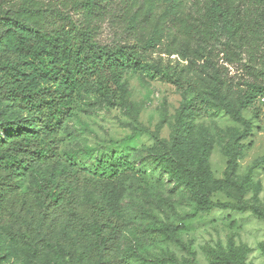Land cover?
<instances>
[{
    "label": "trees",
    "instance_id": "16d2710c",
    "mask_svg": "<svg viewBox=\"0 0 264 264\" xmlns=\"http://www.w3.org/2000/svg\"><path fill=\"white\" fill-rule=\"evenodd\" d=\"M105 22L117 31L116 42L99 41ZM262 42L264 0H0V104L22 115L0 116V233L28 243L39 228L36 253H66L78 264L129 263L131 256L120 251L123 209L112 192L122 176L146 182L143 171L124 152L111 151L89 167L69 153L63 161L60 150L74 94L119 88L124 70L174 84L182 96L171 140L149 156L152 166L188 190L195 210H246L242 199L235 204L211 200L212 143L195 135L194 117L220 108L242 126L227 149L234 165L239 142L251 128L242 111L257 95L264 96V79L251 67L253 80L238 91L237 101L217 63L253 56ZM206 69L212 71L211 99H200L191 95L189 75ZM261 164L264 156L256 162ZM40 166L52 167L49 177L21 191L19 178ZM251 211L264 220V208ZM172 229L148 223L132 231L140 264L156 262L144 261L137 249Z\"/></svg>",
    "mask_w": 264,
    "mask_h": 264
},
{
    "label": "rangeland",
    "instance_id": "374dc122",
    "mask_svg": "<svg viewBox=\"0 0 264 264\" xmlns=\"http://www.w3.org/2000/svg\"><path fill=\"white\" fill-rule=\"evenodd\" d=\"M98 34L102 43L119 39L108 22L102 24ZM217 65L220 77L238 101L241 97L238 91L253 80L248 73L251 67L264 79V42L253 56L244 54L232 64L218 59ZM206 72L189 75L193 82L191 95L200 99H211L212 71ZM260 96L242 111L251 128L249 135L239 142L234 165L227 149L242 126L220 108L194 117L195 135L212 143L208 156L211 200L235 204L242 199L247 205L244 211L232 208L203 211L195 210L187 189L168 181L166 174L149 161L151 154L160 153L170 142L175 128L182 96L174 84L146 72L124 70L119 88L80 90L74 94L72 115L60 134L63 161L69 153L90 167L96 158L111 151L124 152L146 179L140 182L122 176L116 180L112 192L123 209L126 227L120 251L131 256L128 264H140L133 255L135 248L130 235L148 223L171 224L173 229L167 237L137 249L146 262L172 264L170 259L174 258L177 264H264V220L251 211L253 206L264 208V164L256 165L264 156V100ZM0 116L22 117L7 104H0ZM51 170V166H40L25 173L19 178L21 191L29 190L37 179H47ZM36 232L37 237L28 243L16 242L0 233V264H78L66 253L56 255L52 250L36 253V242L42 237L39 228ZM66 233L76 236L68 229Z\"/></svg>",
    "mask_w": 264,
    "mask_h": 264
},
{
    "label": "built area",
    "instance_id": "2783aa9c",
    "mask_svg": "<svg viewBox=\"0 0 264 264\" xmlns=\"http://www.w3.org/2000/svg\"><path fill=\"white\" fill-rule=\"evenodd\" d=\"M262 100H264L263 97H262Z\"/></svg>",
    "mask_w": 264,
    "mask_h": 264
}]
</instances>
